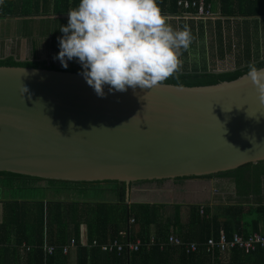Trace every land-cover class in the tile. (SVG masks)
I'll return each mask as SVG.
<instances>
[{"label": "water", "instance_id": "obj_1", "mask_svg": "<svg viewBox=\"0 0 264 264\" xmlns=\"http://www.w3.org/2000/svg\"><path fill=\"white\" fill-rule=\"evenodd\" d=\"M104 91L98 97L79 73L0 65V171L124 182L129 212L153 203L133 199V183L264 161V104L246 74L208 86Z\"/></svg>", "mask_w": 264, "mask_h": 264}, {"label": "trees", "instance_id": "obj_2", "mask_svg": "<svg viewBox=\"0 0 264 264\" xmlns=\"http://www.w3.org/2000/svg\"><path fill=\"white\" fill-rule=\"evenodd\" d=\"M69 1L56 0L55 5L58 6L59 11H61V5H67L65 11H69ZM156 2L162 16L175 15L180 12L175 0H156ZM206 2L211 3L212 0H206ZM219 4L220 13L225 16H264V0H219ZM201 27H203V24H201ZM249 64H255L256 67L263 68L264 57L254 60L248 58L245 62L237 59L234 66H226L225 69L219 71L210 70L206 65L202 68L198 65L193 66L191 69L182 68L174 72L162 84L186 87L215 85L245 75ZM0 65L80 72V65L75 60L70 61L67 68H63L47 61L36 59L20 61L11 56L0 59ZM240 170H242V174H239ZM260 173L264 175V161L202 177L231 178L235 182L237 192L240 195H247L252 194V190L260 191V182H262V178L264 179V176L261 177ZM187 178L192 177H180L177 180L183 181ZM41 180L43 179L0 171V188L1 185L7 187L9 193L18 196V198L3 202V219L0 223V244L8 245L12 239L16 244L14 250L12 249V256L14 257L12 264H21L20 247L18 245L23 243L34 246L24 253L23 264H215L216 262L211 254L203 249L196 253H186L181 246L168 245L160 248L158 244L149 247L143 245L138 251L122 252L120 254L79 244L66 255L57 251L54 255L46 257L42 248L44 243L64 245L72 238L79 243L82 225L87 228V241L90 244L94 240L103 243L110 239L126 241L129 238L134 241L137 237L147 244L151 235H154L157 241H164L168 239L171 233H178V231L179 235L183 233L181 237L186 241H192V237L188 235L187 231L185 232L186 225L182 221L181 204L169 205L172 206L171 209L173 210L171 216L164 215L168 211L166 209L167 204L157 203L131 204L128 212L125 204L127 187L124 182H106L113 184L112 191L116 194L117 203L76 200L69 202L27 200L30 197L28 195L30 190L38 189L32 187L31 184ZM163 180L165 179L156 181L161 182ZM47 181L53 186L63 184L68 188L72 187L78 193L89 191V188L96 187L97 184L101 183ZM246 184L248 187H246ZM238 188L245 189L239 190ZM255 199L258 200V198ZM203 206L204 215L199 213L200 204L187 206L189 212L187 229L192 232L195 226L199 225L201 227L198 239L195 238L199 242H206L212 236L217 237L220 230H224L228 237H231L234 232L247 236L250 233L260 231L264 235L263 199L248 205L243 203L228 205L223 211L228 217L222 221H219L218 216L211 218L209 203H203ZM247 214L254 215V218L247 222L250 230L246 229L244 225ZM131 218L135 219L134 223H130ZM122 231L127 232L125 237L121 236L120 232ZM251 257L254 260L252 262H250ZM217 264H264V249L258 248L255 252L246 254L243 250L235 248L231 251L230 261L218 262Z\"/></svg>", "mask_w": 264, "mask_h": 264}, {"label": "clouds", "instance_id": "obj_3", "mask_svg": "<svg viewBox=\"0 0 264 264\" xmlns=\"http://www.w3.org/2000/svg\"><path fill=\"white\" fill-rule=\"evenodd\" d=\"M59 31L53 58L63 68L75 60L98 97L105 86L109 92L157 86L178 70L180 50L192 41L187 25L174 29L166 22L156 0H79ZM246 77L264 104V68L249 64ZM27 90L22 88L23 95Z\"/></svg>", "mask_w": 264, "mask_h": 264}, {"label": "crops", "instance_id": "obj_4", "mask_svg": "<svg viewBox=\"0 0 264 264\" xmlns=\"http://www.w3.org/2000/svg\"><path fill=\"white\" fill-rule=\"evenodd\" d=\"M55 2L56 0H0V59L13 56L20 61L36 59L47 61L48 63H55L58 66H61L60 62L53 57L59 50L57 37L62 35V33L59 31V27L62 24L67 23L68 11H65V8H67L68 6L64 4L61 5V11H59L58 6L55 5ZM78 2L79 0H70V9L76 7ZM211 6L214 12V16L212 18H184L181 15V12L175 15H165L164 18L167 22L171 21V24L173 22L172 20H194V24L198 23L200 26L201 24L205 26V23H211L213 26H216L217 29L223 28L224 33L222 34L223 37L220 36V40L222 42L226 40L228 46L229 43L233 40L245 41L242 32H245V27H248L250 31H253L252 38L250 40V49L246 46V41L243 42L242 47L245 56L244 58L240 56L237 59L245 62L248 58L254 60L256 58L264 57V16L241 17L222 15L220 13L219 0H212ZM256 22L261 25L260 27H257L261 30L262 33L261 43L258 42L257 48H259L260 46L261 47L260 53L258 55L253 54L251 56V54L254 52L253 49H255L253 47L254 44L252 43L254 41H260V39L256 40L253 35L255 34L254 25ZM240 42L241 41H239L237 45H239ZM69 64L70 61L68 62V66ZM36 182L37 181L33 182L31 186L37 187V184H35ZM262 184L264 183L262 182ZM93 188L103 192H108L109 194L114 196L113 199H105L104 202H118L116 194L112 191L113 184L105 182L97 184L96 187L94 186ZM133 188L134 190L131 193L133 199H138L141 197L145 200L150 199V201L153 203L163 201L168 202L167 205H173L179 204L185 200H190L197 201L200 205H203V203L207 202L211 207V218L218 216L219 221L225 220L228 217V215L223 212L228 205L238 203L248 205L249 203L258 202V200L256 199H248V195H240L237 192L234 180L228 177H197L187 179L186 181H175L172 179L168 182L163 183L162 185L158 183H137L133 184ZM1 189H3L6 193H4V191L0 192V223L3 219V202L5 200L18 198V196L9 193L7 187H3L1 185ZM180 192L181 195H178ZM69 196H71L72 198L80 196L83 197L84 193L74 192L73 194L70 193ZM27 200L33 201L38 199L29 197ZM39 200L51 201L50 199ZM181 205L183 208V211L181 213L182 221L186 225L185 232L187 231L189 233L188 235L192 237V241L199 242L195 238L198 239L201 232V227L199 225L195 226L192 232L187 229L189 219V212L187 208L188 205ZM172 211L173 210L171 208L168 209V212L172 213ZM253 218L254 215H246V222L244 223L246 229L250 230L247 222L248 220H251ZM175 234L179 235V231L178 233L175 232ZM81 236L84 240L87 239V228L85 225H82ZM15 247L16 244L14 242V239H12L11 243L8 245L0 244V264L13 263L14 257L12 256V252ZM7 248H9V250H7ZM252 259L253 257L250 258V262L254 261ZM20 260L21 264H23L24 258H22L21 253ZM215 261V264H217L218 262H228L230 261V256L227 260L221 258L216 259Z\"/></svg>", "mask_w": 264, "mask_h": 264}, {"label": "rangeland", "instance_id": "obj_5", "mask_svg": "<svg viewBox=\"0 0 264 264\" xmlns=\"http://www.w3.org/2000/svg\"><path fill=\"white\" fill-rule=\"evenodd\" d=\"M167 22L169 25H171L174 29H182L185 25H187L188 29L190 30V33L192 35V41L189 45L188 49H181L179 60L180 64L178 67L179 69L182 68H189L191 69L193 66L195 67L198 65L200 68H202L204 65L207 66L210 70L215 69L216 71L225 69L226 66H234L237 62L238 57L244 58L245 53L243 51L242 44L246 41V46L249 48L250 46V40L252 38L253 31H250L248 27H245V32L243 31V36L245 38V41L243 40H233L232 42L228 43L226 40L223 42L220 40V36L223 37L224 30L217 29L216 26H213L211 23H205V26L201 28V26L197 23L194 24V20H172ZM200 21V20H198ZM248 24V23H247ZM211 25V26H210ZM261 25L257 22L254 25V31L255 34L254 37L256 40L260 41H254L252 44L255 49H253V54L258 55L260 53V47H258V42L261 43V30L257 27H260ZM221 34V35H220ZM238 39V38H237ZM239 45H237V43ZM245 47V46H244ZM250 49V48H249ZM240 172V173H239ZM238 173L242 174V170H240ZM245 174V172H244ZM261 175V173H260ZM264 175H261L263 177ZM262 182L264 183V179L262 178ZM260 182V191L252 190V194H247L248 199H255L258 198L264 199V184ZM143 183V182H139ZM35 184H37L38 189H32L30 190V194H28L30 197L39 199H50L51 201H93V202H104L105 199H113L114 196L109 194L108 192H103L97 189L89 188V191L84 192L83 197H71L69 196L70 193L78 192L76 189L65 186L63 184H57L53 186L49 181L47 180H41L37 181ZM143 184H152L151 182H144ZM108 185V184H104ZM33 187V186H32ZM246 187L248 185L246 184ZM239 189V188H238ZM245 188H240L239 190H243ZM3 192L4 190L0 188V192ZM4 193H6L4 191ZM2 195V194H1ZM14 195V193L12 194ZM3 196V195H2ZM69 196V197H67ZM85 197V198H84ZM87 197V198H86ZM89 199V200H88ZM172 206L167 205L166 209H170ZM183 211V208L181 209ZM173 213H170L166 211L164 213L165 216H171Z\"/></svg>", "mask_w": 264, "mask_h": 264}, {"label": "built area", "instance_id": "obj_6", "mask_svg": "<svg viewBox=\"0 0 264 264\" xmlns=\"http://www.w3.org/2000/svg\"><path fill=\"white\" fill-rule=\"evenodd\" d=\"M176 4L184 18H212L214 12L212 10L211 3H207L206 0H175ZM199 213L201 215L205 214L204 206L200 205ZM135 219L131 218L130 223H134ZM122 237L127 235V232H120ZM81 246H93L98 247L105 252H116L118 254L122 252H132L138 251L143 245L147 247L152 245H160V248H164L168 245L181 246L184 248L186 253H196L205 249L206 252L210 253L213 260L221 259L227 260L231 254V251L235 248L243 250L246 254L255 252L258 248L264 249V235L261 232H253L247 236H243L237 232H234L231 237H228L226 232L221 230L217 237H210L206 242L197 241H186L178 234H170L167 240L157 241L154 235H151L148 243H144L143 240L137 237L134 241L129 238L126 241H119L118 239H110L103 243L94 240L91 244L87 239H83L81 236L80 242L78 243L75 239H71L67 244L56 245L44 243L42 248L44 250L45 256H52L57 251L63 254H68V252L76 248L78 245ZM20 247V253L22 258H24V253L31 250L34 246L23 243Z\"/></svg>", "mask_w": 264, "mask_h": 264}, {"label": "flooded vegetation", "instance_id": "obj_7", "mask_svg": "<svg viewBox=\"0 0 264 264\" xmlns=\"http://www.w3.org/2000/svg\"><path fill=\"white\" fill-rule=\"evenodd\" d=\"M187 179H190V178H187ZM187 179H184L183 181H186ZM173 180H177V178L176 179H173ZM169 180L168 179H165V180H163V181H161V182H159V181H150L151 183H158V184H163V183H165V182H168ZM149 182V183H150ZM101 183H105V182H101ZM100 183V184H101ZM137 183H139V182H137ZM137 183H133V184H137ZM144 183V182H143ZM143 183H141V184H143ZM178 195H181V192L178 194ZM138 199H143V198H138ZM143 200H145V199H143ZM150 200V199H149ZM145 201H148V200H145ZM65 202H69V201H65ZM154 203H157V204H168V202H163V201H160V202H154Z\"/></svg>", "mask_w": 264, "mask_h": 264}]
</instances>
